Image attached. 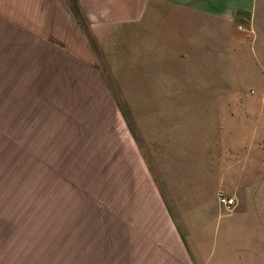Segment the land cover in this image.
<instances>
[{
    "label": "rangeland",
    "instance_id": "1",
    "mask_svg": "<svg viewBox=\"0 0 264 264\" xmlns=\"http://www.w3.org/2000/svg\"><path fill=\"white\" fill-rule=\"evenodd\" d=\"M66 3L0 0V264H88L90 241H195L208 260L227 214L209 178L207 196L192 195L201 151L171 146L184 130L168 111L181 103L162 100H228L230 116L185 109L187 133L219 125L202 157L255 156L244 137L264 129V0L248 23H203L210 49L164 65L147 46L165 42L162 17L189 12L156 4L149 23L82 38L53 21Z\"/></svg>",
    "mask_w": 264,
    "mask_h": 264
},
{
    "label": "crops",
    "instance_id": "2",
    "mask_svg": "<svg viewBox=\"0 0 264 264\" xmlns=\"http://www.w3.org/2000/svg\"><path fill=\"white\" fill-rule=\"evenodd\" d=\"M156 4L189 12L186 15L170 14L162 17L170 24L167 30L169 34L164 36L165 42L158 49H154L153 45L147 46L154 61H160L164 65L168 62H186V55L195 59L203 50L210 49L215 41L202 39L203 23L222 22L234 26L237 23L250 22L256 0H67V9L63 8L62 16L53 21L57 25L63 19L71 23L77 37H86L83 34L85 27L98 37L100 32L130 28L133 30L142 22L149 23ZM186 23L189 24V29L184 27ZM134 31L135 35L141 33L137 29ZM147 35L149 33L145 35L146 38ZM227 35H222V38ZM149 43L147 42L148 45ZM82 46L85 54L86 51L90 53L84 41ZM210 96L212 97L196 96L193 100L186 96L179 99L163 97L162 100L181 103L168 111L173 119L182 118L174 119L172 123H177L179 130L182 127L184 130H180L178 146H171L201 151L193 163L192 195L207 196L203 182L209 178L216 194L219 191L225 192L235 201L231 210H225L218 204L227 214L224 237L220 241H210L208 260L200 256L197 248L200 243L195 241H113V246H107L108 242L90 241L97 246L91 245L93 248L88 255V264H264V129L259 127L255 139L250 132L244 137V142L251 141V144L256 145V148L252 147L258 151L255 156L246 151L241 159H234L226 153L218 158L202 157L203 151L217 148L214 138L219 125L217 129L204 132L199 140H195L193 133H187L192 129L184 125L186 121L182 113L194 106L201 111V115L211 108L226 110L227 116H230L229 110L233 106L227 104L228 100L221 107L217 103L223 99L217 95ZM260 137L262 143H255ZM222 138V148H227L233 137L226 133L222 134ZM193 143L197 146H192ZM168 219L169 226H173L172 220L169 217ZM82 263L85 264L86 261Z\"/></svg>",
    "mask_w": 264,
    "mask_h": 264
},
{
    "label": "built area",
    "instance_id": "3",
    "mask_svg": "<svg viewBox=\"0 0 264 264\" xmlns=\"http://www.w3.org/2000/svg\"><path fill=\"white\" fill-rule=\"evenodd\" d=\"M217 201L220 205L230 210L234 205V198L222 191L217 194Z\"/></svg>",
    "mask_w": 264,
    "mask_h": 264
}]
</instances>
